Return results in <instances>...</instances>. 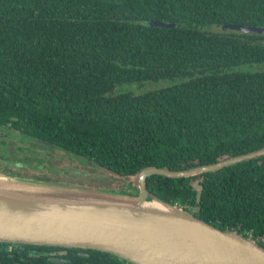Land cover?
<instances>
[{"label":"trees","instance_id":"16d2710c","mask_svg":"<svg viewBox=\"0 0 264 264\" xmlns=\"http://www.w3.org/2000/svg\"><path fill=\"white\" fill-rule=\"evenodd\" d=\"M224 24L264 28V0H0V126L113 179L263 148L264 69L245 67L264 63V32L209 30ZM159 81L171 84L123 89ZM146 184L162 201L264 248V155L192 177L152 175ZM125 186L137 193L131 181ZM60 248L68 254L57 255ZM0 264L132 263L92 249L0 242Z\"/></svg>","mask_w":264,"mask_h":264},{"label":"water","instance_id":"95a60500","mask_svg":"<svg viewBox=\"0 0 264 264\" xmlns=\"http://www.w3.org/2000/svg\"><path fill=\"white\" fill-rule=\"evenodd\" d=\"M149 25L176 26L156 20ZM218 28L264 32L251 25ZM263 155L264 147L183 170L147 166L126 177L136 194L0 172V242L92 249L132 264H264V248L256 241L162 201L146 184L152 175L192 177Z\"/></svg>","mask_w":264,"mask_h":264},{"label":"flooded vegetation","instance_id":"af4514ba","mask_svg":"<svg viewBox=\"0 0 264 264\" xmlns=\"http://www.w3.org/2000/svg\"><path fill=\"white\" fill-rule=\"evenodd\" d=\"M65 156L71 155L50 142L22 134L10 126H0V172L56 181H62L71 175L97 183L106 179L91 171L94 168L92 163L80 161L82 165H68ZM79 253L87 254L84 251ZM56 254L66 256L68 250L60 248L56 250Z\"/></svg>","mask_w":264,"mask_h":264},{"label":"rangeland","instance_id":"374dc122","mask_svg":"<svg viewBox=\"0 0 264 264\" xmlns=\"http://www.w3.org/2000/svg\"><path fill=\"white\" fill-rule=\"evenodd\" d=\"M217 29H219V28L218 27L209 28V30H217ZM245 68H247L248 70H251V71H253V70H261V69H264V63L250 65V66H247ZM167 84H171V82H169V81H167V82L166 81H159V82H157L155 84L154 83H146L142 87H140L138 85H129V86L123 87V89H128V90L133 91L134 93L135 92L139 93V92H142L144 90H149V89H153L155 87L165 86ZM118 90H122V88H119ZM13 137L16 138L15 135H13ZM20 138H22L21 135H20ZM24 138H26V137H24ZM57 154L59 155V153H57ZM64 159L68 162V165H71L72 163L73 164L82 165L80 160L75 159V158H73L71 156H65ZM91 171H93L94 173H99V174L105 176L106 179L101 181V183H97V182H92V181H89V180H81L79 177L72 176V175H71V177H67V178H69V180H71V181H73L75 183H82L84 185L107 187V188H112V189H116V190L119 187L120 189H123L124 191L135 193V191L132 188H130V187L128 188V187L125 186V184L128 182V181H125V179H123V178L113 179L112 176L110 177V175L106 171L100 170V169H96V168H93ZM110 178H112V179L110 180ZM194 187L198 188L197 182H194Z\"/></svg>","mask_w":264,"mask_h":264}]
</instances>
